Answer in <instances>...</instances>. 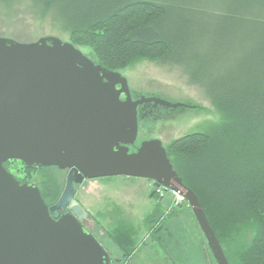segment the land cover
I'll return each instance as SVG.
<instances>
[{"label": "trees", "instance_id": "trees-1", "mask_svg": "<svg viewBox=\"0 0 264 264\" xmlns=\"http://www.w3.org/2000/svg\"><path fill=\"white\" fill-rule=\"evenodd\" d=\"M17 3L49 17L69 32L70 43L90 49L93 61L107 69L160 61L180 68L203 90L222 120L173 140L167 155L197 195L228 262L264 264V0ZM37 186L47 204L56 201V186ZM247 227L255 233L249 244L241 242ZM114 242L121 255L110 264H123L134 247Z\"/></svg>", "mask_w": 264, "mask_h": 264}, {"label": "water", "instance_id": "water-1", "mask_svg": "<svg viewBox=\"0 0 264 264\" xmlns=\"http://www.w3.org/2000/svg\"><path fill=\"white\" fill-rule=\"evenodd\" d=\"M192 107L133 97L127 79L54 36L23 43L0 37V264H110L76 199L85 180L142 178L183 193L217 264H230L195 192L179 177L159 139L134 146L139 106ZM67 170L48 205L39 187L4 163ZM153 196V193H151ZM54 214H56L54 216Z\"/></svg>", "mask_w": 264, "mask_h": 264}, {"label": "rangeland", "instance_id": "rangeland-1", "mask_svg": "<svg viewBox=\"0 0 264 264\" xmlns=\"http://www.w3.org/2000/svg\"><path fill=\"white\" fill-rule=\"evenodd\" d=\"M45 36H54L63 42H70L69 32L63 30L49 17L34 15L28 9H25L24 6L17 3V0H12L9 5L0 3V37L29 43ZM79 48L85 55L94 60V55L90 49L87 47ZM119 72L127 79L132 96H155L169 102H181L192 106L180 110L171 118L163 119L156 117L140 120L137 140L135 145L130 147L131 152L135 151L140 143L147 139H159L167 147L173 140L186 134L206 132L212 125L222 120V114L213 106L203 90L196 85L190 84L178 67L169 66L160 61L139 60ZM5 166L11 170L14 177L17 176V178L26 182H32L36 185H40L46 181L50 182L56 186L58 191L57 199L64 188L67 175L66 170L53 167H36L34 170L28 171L25 169V165L17 160L9 162ZM121 177L125 178L124 176L96 178L76 187V199L84 208L86 207V209L90 210L91 213L88 212L96 221L94 236L102 247L109 252L110 259H115L120 257L121 252L114 241L121 243L126 232L130 239L128 245L134 247V252L136 248H141V251H138V257L135 255L136 253H131L123 264H132V262L138 264V261H135L138 258H141L144 262L143 249L145 247L154 248V253L156 251V254L162 258L165 264H170L172 260L171 252L163 240L159 239V236L164 234L163 230L166 223L163 220L170 214L172 210L171 206H173L172 203L163 209H159L155 214L154 220L147 224L146 230L138 235L130 232L128 220V227L125 226L124 222V225H121L123 228L119 227L117 232L112 228L101 226L102 221L104 222L102 216H107L108 214L115 215L122 211L120 212L118 207L112 206L111 199H107V203H98L94 206V195L97 197V194L101 195L104 192L110 197H114L116 190L124 191L123 189L126 187L125 183L120 180L125 179H114ZM106 180H111L112 183L106 184ZM135 192L136 196L139 197L138 190L135 189ZM144 203L143 207L138 208L136 204L131 207L132 209L137 208L139 212H145L148 203L146 201ZM105 207H107L108 211L102 210ZM122 221L124 220L122 219ZM119 231L122 233V235L120 234L121 236L118 234ZM243 232L244 239L241 242L249 244L255 233L248 227ZM203 241V257L206 259L207 264H216L204 238ZM175 263L180 264L179 262ZM147 264H156V262L151 260Z\"/></svg>", "mask_w": 264, "mask_h": 264}, {"label": "crops", "instance_id": "crops-1", "mask_svg": "<svg viewBox=\"0 0 264 264\" xmlns=\"http://www.w3.org/2000/svg\"><path fill=\"white\" fill-rule=\"evenodd\" d=\"M124 177L125 178H114L117 180L125 179L120 180L125 183L126 187L123 189L124 191L116 190V195H114V197H110L104 192L101 195L97 194V197L94 195L95 203L93 205L96 206L98 203L103 202L107 203V199H111L112 206L118 207L120 212H122L118 214L116 213L115 215L108 214L107 216H102L104 222L102 221L101 226L104 228H112L117 232V229L122 227L121 225H124V222L125 226L128 227V220L131 229L130 232L134 235H138L146 230L148 222L156 217L155 214L157 211L171 204L172 200L170 196H166L162 200H158L155 195L151 196V183L150 181L146 182V179ZM91 180L93 179L85 180L83 184ZM108 183H112L111 180H106V184ZM135 189L138 190L139 197L136 196ZM144 201L148 203L145 212H139L137 208L132 209L131 206L135 204L138 208L143 207L145 204ZM171 207L172 210L170 214L163 220V222L166 223L165 229L163 230L164 234L159 236V239L163 240L171 252L172 260L170 261V264H176L175 262H179L180 264H207L206 259L203 257L204 254H202L204 252V241L191 209L185 205ZM86 210L90 212L89 209ZM102 210L108 211L107 207ZM122 219L124 221H122ZM147 220L148 222H146ZM160 230L161 228L159 229V233ZM118 234L122 235L120 231ZM124 235L126 238L123 237L121 242H130L126 232ZM138 251L140 252L141 248H136L135 252L134 250L131 252L132 254L136 253L135 255L138 257ZM143 252L144 262L141 258H138L135 260L138 261V264H147L151 260H154L156 264H165L162 258L156 254L157 252L155 251L154 253V248L145 247ZM133 263L134 262H132V264Z\"/></svg>", "mask_w": 264, "mask_h": 264}, {"label": "flooded vegetation", "instance_id": "flooded-vegetation-1", "mask_svg": "<svg viewBox=\"0 0 264 264\" xmlns=\"http://www.w3.org/2000/svg\"><path fill=\"white\" fill-rule=\"evenodd\" d=\"M133 97H137V96H133ZM184 109L183 107H178V108H175V109H172V108H169V109H165V108H162L161 106H153L152 104H145V105H141L139 106V114L138 115H142V119H145V118H163V119H167V118H171V117H174L176 113H178L180 110ZM12 161H15V160H8L4 163V166L7 165L9 162H12ZM35 167H38V166H35ZM5 168L11 172V170L5 166ZM68 171L66 170V173ZM17 178V176H16ZM18 180L20 181H24V180H21L19 178H17ZM56 202V201H55ZM54 202V203H55ZM52 203V204H54ZM52 204H48V205H52ZM56 214H54L55 216ZM94 232L95 230L92 232L93 235H94Z\"/></svg>", "mask_w": 264, "mask_h": 264}, {"label": "built area", "instance_id": "built-area-1", "mask_svg": "<svg viewBox=\"0 0 264 264\" xmlns=\"http://www.w3.org/2000/svg\"><path fill=\"white\" fill-rule=\"evenodd\" d=\"M150 186L153 195H155L158 200H162L166 196H170L174 206L188 204L184 194L180 193V191L164 188L163 186H155L153 182H151Z\"/></svg>", "mask_w": 264, "mask_h": 264}]
</instances>
